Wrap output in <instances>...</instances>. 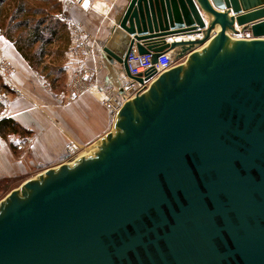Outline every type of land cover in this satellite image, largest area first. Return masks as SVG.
Here are the masks:
<instances>
[{"label":"water","instance_id":"water-1","mask_svg":"<svg viewBox=\"0 0 264 264\" xmlns=\"http://www.w3.org/2000/svg\"><path fill=\"white\" fill-rule=\"evenodd\" d=\"M263 17L264 0H128L103 52L151 80L99 151L0 200V264H264ZM133 48L185 58L142 79Z\"/></svg>","mask_w":264,"mask_h":264},{"label":"crops","instance_id":"crops-1","mask_svg":"<svg viewBox=\"0 0 264 264\" xmlns=\"http://www.w3.org/2000/svg\"><path fill=\"white\" fill-rule=\"evenodd\" d=\"M57 1L64 3L65 0ZM127 3L128 0H72L66 5V20L79 22L93 46V54L85 63L94 74L73 87H70V81L77 63L69 53L71 40L64 51L61 81L51 83L44 73L33 69L13 43L0 33V57L6 58L14 68L8 78H2L8 103L0 107V118L10 117L28 132L10 134L5 138L0 136V180L18 181L9 191L66 162L69 142L96 153L107 141V136L116 132L117 117L110 116L102 90L110 88L112 94L119 95L123 76L117 64L109 63L103 47L112 48L115 33L122 32L116 19ZM248 35L244 32L232 34V37ZM170 53L174 59V52ZM184 58H179L172 67ZM72 90L76 95L70 97ZM11 145L18 147L17 152Z\"/></svg>","mask_w":264,"mask_h":264},{"label":"trees","instance_id":"trees-1","mask_svg":"<svg viewBox=\"0 0 264 264\" xmlns=\"http://www.w3.org/2000/svg\"><path fill=\"white\" fill-rule=\"evenodd\" d=\"M4 1L5 0H0V16L2 15V3H4ZM58 10H60V4L57 0H44V4L38 7L26 5L22 1L15 6L14 14L12 15V18L14 19L12 22L15 21L14 29L19 30L16 32V35L13 36L11 34L12 27L9 28L10 33L4 32V29L0 23V28L3 29V31L0 30V32L13 43L20 55L33 69H40L39 66L40 64H43L44 56H52L54 55L52 54L53 51L57 52L58 47L55 51L51 48L52 45L57 44L58 46H61V44H63L60 48V56H62L64 51L67 49L69 36L65 22L63 19L54 16V13H56ZM47 68V64L42 65V71L45 72L44 75L46 78H48L51 83H54L55 81L60 82V73H57L60 71V65H55V74L50 73L51 67L48 69V72L46 71ZM0 88L7 90L4 82L2 83L1 78ZM15 133L24 135L28 132L12 118L1 117L0 136L5 138L10 134ZM11 146L14 152H17L18 147L15 145ZM17 182L18 181L14 182L7 179H2L0 180V187L4 185V187L7 189L6 192H8L12 186L17 184Z\"/></svg>","mask_w":264,"mask_h":264},{"label":"built area","instance_id":"built-area-1","mask_svg":"<svg viewBox=\"0 0 264 264\" xmlns=\"http://www.w3.org/2000/svg\"><path fill=\"white\" fill-rule=\"evenodd\" d=\"M264 21V17L262 18ZM69 36L72 43L70 49V55L76 60V68L74 77L70 81V87H73L76 83L82 81L85 77H92L94 74L93 69L86 66V58L93 54V46L91 39L81 27V24L77 21L68 20ZM247 33V32H246ZM126 63L130 75H140L144 79L145 74L154 68L155 75L169 69L175 64L174 59L170 51L161 52L156 60L153 61L152 53H139L135 48L130 50L126 56ZM14 72V68L11 63L4 57H0V76L8 78ZM151 80V79H149ZM149 80H143V83H139L132 78L122 77L120 88L122 89L119 95H114L110 92V88L102 90L103 102L109 108V114L114 117L121 105L133 97L136 93L141 92L144 88V84L149 83ZM16 94L19 95L17 92ZM76 92L72 90L70 97L75 96ZM0 103L6 105L8 103V96L5 93H0ZM84 151L76 143L69 142L66 146V159L72 161L78 157L81 152Z\"/></svg>","mask_w":264,"mask_h":264},{"label":"rangeland","instance_id":"rangeland-1","mask_svg":"<svg viewBox=\"0 0 264 264\" xmlns=\"http://www.w3.org/2000/svg\"><path fill=\"white\" fill-rule=\"evenodd\" d=\"M22 1L24 2V4L32 5L34 7L42 6L44 4V0H5L4 3H2L3 11H2V15L0 16L1 26L3 27L4 32H7V33H10L9 32V28L12 27L11 34L13 36H15L16 32L19 31V30L14 29L15 21L12 22L14 20L12 18V15L14 14L15 6L18 3L22 2ZM71 1L72 0H65L64 3L59 1L60 10H58L56 13H54L55 17H58V18H61V19L64 20L66 28H67V31H68V36H69L68 22L66 20L67 17L64 14H66V9H65L67 7L66 5H68V3H71ZM12 4H13V6H12ZM3 29L0 28L1 31H3ZM60 40H63V39H60ZM69 40H70V36H69ZM62 45L63 44H61V46L60 45L58 46L57 44L52 45L51 48L54 49L55 51H56V48L58 47L57 52L53 51L52 54H54V55H52V56H50V55L44 56V62H43V64H47V66H48L46 71L48 72V69L51 67L50 68L51 69L50 73H53V74H55V72H56V70H54L55 65H60V71L57 72V73H60L59 76L61 78H62V73L64 72L63 71V66H62V63H64V54L62 56H60V53H61L60 48L62 47ZM179 60H180L179 58H174V62H177ZM58 63H60V64H58ZM43 64H40V66H39L40 69H38V70L45 74V72L42 71V65ZM0 78H1V81L3 83V80H2L3 77H0ZM0 93H5L7 95L6 90H4L3 88H0ZM0 107H3V105L1 103H0ZM3 184H6V183H3ZM1 190H4V191H1ZM6 190L7 189H6V187H4V185L0 187V196H2V197H0L1 199L5 196L4 194H6L5 193ZM22 190H27V189L22 187V188H20L18 190L16 196H18L19 198H22ZM8 200L9 199L7 198L6 200H3V201L0 202V212L2 211V209L7 204Z\"/></svg>","mask_w":264,"mask_h":264},{"label":"bare ground","instance_id":"bare-ground-1","mask_svg":"<svg viewBox=\"0 0 264 264\" xmlns=\"http://www.w3.org/2000/svg\"><path fill=\"white\" fill-rule=\"evenodd\" d=\"M85 149H86V148H85ZM83 150H84V149H83ZM91 151H92V150H84V151L81 152L80 155H87V154L91 153Z\"/></svg>","mask_w":264,"mask_h":264}]
</instances>
